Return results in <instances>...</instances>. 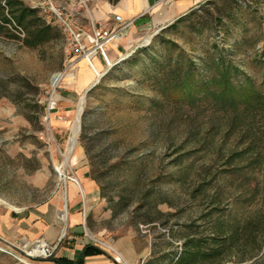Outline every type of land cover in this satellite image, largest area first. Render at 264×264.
Wrapping results in <instances>:
<instances>
[{"label": "rangeland", "instance_id": "rangeland-1", "mask_svg": "<svg viewBox=\"0 0 264 264\" xmlns=\"http://www.w3.org/2000/svg\"><path fill=\"white\" fill-rule=\"evenodd\" d=\"M24 1L45 19L48 0ZM50 1L79 8L86 32L124 29L74 65L61 30L38 48L0 34V248L28 252L36 240H8L2 220L45 208L62 224L57 243H67L73 184L87 205L77 231L118 264H178L189 240L216 251L194 264H264V0H154L131 23L113 16L121 0ZM209 58L234 65L232 81L253 83L259 98L215 109L202 93L193 100L155 79L171 59L195 64L203 84ZM85 178L95 199L80 190ZM21 259L0 250V264H56Z\"/></svg>", "mask_w": 264, "mask_h": 264}, {"label": "trees", "instance_id": "trees-1", "mask_svg": "<svg viewBox=\"0 0 264 264\" xmlns=\"http://www.w3.org/2000/svg\"><path fill=\"white\" fill-rule=\"evenodd\" d=\"M108 1L115 5L120 0ZM12 30L22 33L23 37L12 34ZM4 31L11 33L14 38L30 48H38L53 39H63L60 29L48 23L40 14L39 9L28 5L24 0H0V34ZM193 66L195 64L189 62L178 64L170 59L167 64L161 67L163 69V77L160 78L159 76V78L155 79L160 83L165 81V90L167 89L168 92L179 93L193 100L196 99L194 97H197L198 93H202L201 95L207 101L210 100L211 102L209 103L215 109L226 107L234 109V106H239L243 102L247 103L245 101L247 97L249 100L259 98V96H255L257 92L253 90V83L248 82L245 85L237 86L232 81L236 67L222 58L220 60L218 58H209L205 61V68L212 73L210 79L203 84L198 82ZM234 237L236 236L233 235V239ZM230 241L233 240L228 238L224 243ZM193 242L192 240L187 241L185 249L178 258V264H194L198 259L212 258L214 253H216V251L204 252L202 248L194 246ZM217 243L219 248L224 247V245L220 244L221 241ZM217 252L220 251L218 250ZM103 253L105 252L100 248L86 245L80 258L76 261L66 258H52L51 262L56 264H84L86 257Z\"/></svg>", "mask_w": 264, "mask_h": 264}, {"label": "crops", "instance_id": "crops-1", "mask_svg": "<svg viewBox=\"0 0 264 264\" xmlns=\"http://www.w3.org/2000/svg\"><path fill=\"white\" fill-rule=\"evenodd\" d=\"M154 0H121L119 5L115 7L113 13L122 17L123 20L136 21L145 14L153 10L158 2ZM81 192L88 194L89 198L95 199L99 196L96 192L97 185L91 179H83L80 185ZM98 191V190H97ZM79 190L77 186L70 184L68 190L70 216L68 221V229L71 230V235L68 236L67 243H57L61 236L62 224L59 222L57 215L53 216L49 210L28 211L18 213V216H11L2 220V236L14 242H34L39 237L44 236L50 244L56 247L55 258H66L71 261H76L80 258L81 253L86 245L97 247L91 244V239L88 236H81L83 233L77 231V228L83 225V215L86 213V204L81 203L78 198ZM5 233V234H4ZM1 235V234H0ZM99 248V247H97ZM118 260L111 257L109 254H96L86 257L84 264H118Z\"/></svg>", "mask_w": 264, "mask_h": 264}, {"label": "built area", "instance_id": "built-area-1", "mask_svg": "<svg viewBox=\"0 0 264 264\" xmlns=\"http://www.w3.org/2000/svg\"><path fill=\"white\" fill-rule=\"evenodd\" d=\"M46 5V8L42 9V13L44 14L45 20L48 23L57 26L66 36L70 50L74 56V60L71 65H74L77 63V61L83 60L85 58L89 60V58L92 57L94 53H96V51L102 49L105 44H108L115 40H119L121 38L120 33L123 31L124 27L111 32L104 29L102 24H98V26L100 27H96L94 25L92 32L91 30H88V32H86L85 28L80 26L77 22L80 15L79 8H59L54 6L50 0H48ZM117 21H121V18L118 16ZM82 39L84 41V46L81 43ZM87 43H89V45H94L95 47L93 48L92 46L91 48L93 49H89ZM9 249L11 248L9 247ZM0 250L11 254L18 259L24 257L13 249L4 250L0 248ZM55 252L56 247L47 242L45 238H40L33 243L27 254L32 257L53 258ZM34 253L39 254L33 255ZM15 254H19V257Z\"/></svg>", "mask_w": 264, "mask_h": 264}, {"label": "bare ground", "instance_id": "bare-ground-1", "mask_svg": "<svg viewBox=\"0 0 264 264\" xmlns=\"http://www.w3.org/2000/svg\"><path fill=\"white\" fill-rule=\"evenodd\" d=\"M61 77H62V73H58V74L54 75V77L52 78V81H51V85H52V88L53 89H55L57 87V85L59 84V82L61 80ZM79 109L81 110V104H80V108ZM78 131H79V127H78V124H77L76 127L74 128V135H73V137L70 140L69 152H71L74 149V147H75V144H76V136L78 134ZM65 163L66 164L68 163V159L65 160ZM28 252H29V250H28ZM38 254L39 253H36V254L34 253L33 255H38ZM117 258L120 259L121 258V255L120 254H117Z\"/></svg>", "mask_w": 264, "mask_h": 264}, {"label": "water", "instance_id": "water-1", "mask_svg": "<svg viewBox=\"0 0 264 264\" xmlns=\"http://www.w3.org/2000/svg\"><path fill=\"white\" fill-rule=\"evenodd\" d=\"M5 242H6V244H7L8 247H10L11 249H13L14 251H16L17 253H19L20 255H22V256H24L26 258H29L32 261H35V262H51L52 261V258L32 257L29 254H27L26 251H24L23 249L19 248L16 245L12 244L11 242H7V241H5Z\"/></svg>", "mask_w": 264, "mask_h": 264}]
</instances>
